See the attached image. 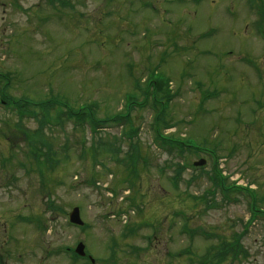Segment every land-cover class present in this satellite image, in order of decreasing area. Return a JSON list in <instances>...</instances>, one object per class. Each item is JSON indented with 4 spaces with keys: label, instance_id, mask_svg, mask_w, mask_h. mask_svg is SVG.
Wrapping results in <instances>:
<instances>
[{
    "label": "rangeland",
    "instance_id": "obj_1",
    "mask_svg": "<svg viewBox=\"0 0 264 264\" xmlns=\"http://www.w3.org/2000/svg\"><path fill=\"white\" fill-rule=\"evenodd\" d=\"M2 1L0 73L10 74V97L30 104L56 97L76 110L97 103L103 118L124 114L129 95L146 102L148 80L169 81L176 95L164 121L173 127L161 131L217 156L160 150L150 104L97 133L66 119L40 128L33 115L19 122L1 108L0 264H75L66 249L79 242L100 264H114L112 240L119 264H201L207 256L211 264H264V215L252 208L253 200L264 210V50L246 27L245 1L71 0L41 17L38 0H29L30 18L13 16L10 0ZM133 128L138 175L129 172ZM44 145L57 152L54 162L44 160ZM200 158L207 164L194 171ZM179 163L186 170L174 187ZM214 165L228 185L251 193L213 195ZM74 207L84 229L69 222ZM130 228L137 233L127 235ZM221 241L224 250L212 247Z\"/></svg>",
    "mask_w": 264,
    "mask_h": 264
},
{
    "label": "flooded vegetation",
    "instance_id": "obj_2",
    "mask_svg": "<svg viewBox=\"0 0 264 264\" xmlns=\"http://www.w3.org/2000/svg\"><path fill=\"white\" fill-rule=\"evenodd\" d=\"M4 1H6V0H4ZM47 1L48 0H38V3H36V7L38 10L37 12H39V16H41L42 13L44 11H46L45 9L47 8ZM10 2H11L10 14L12 13L13 16H15L19 12L22 15V17L30 18L29 10L24 7L25 4H27L29 2V0H10ZM6 6L7 5L5 4V2H3V1L0 2V9H5ZM2 12H4V11H2ZM3 14L6 16L5 13H3Z\"/></svg>",
    "mask_w": 264,
    "mask_h": 264
},
{
    "label": "water",
    "instance_id": "obj_3",
    "mask_svg": "<svg viewBox=\"0 0 264 264\" xmlns=\"http://www.w3.org/2000/svg\"><path fill=\"white\" fill-rule=\"evenodd\" d=\"M71 221L74 222V223H77V224H82L80 218H79V210L78 209H75L74 212L71 214ZM83 250H84V247L82 245H80L77 249V251L80 253V254H84L83 253Z\"/></svg>",
    "mask_w": 264,
    "mask_h": 264
},
{
    "label": "trees",
    "instance_id": "obj_4",
    "mask_svg": "<svg viewBox=\"0 0 264 264\" xmlns=\"http://www.w3.org/2000/svg\"><path fill=\"white\" fill-rule=\"evenodd\" d=\"M24 103L27 104L28 102L24 101ZM19 104H20V102H19ZM55 104H57V103L54 102V101H52V102H48V105H49V106H50V105H55ZM20 106H21V108H24V106H23L22 104H20ZM83 111L89 113L90 115H91V113H92V109H91V108H87V109H85V110H83ZM83 111H81L79 115H81V114L83 113ZM91 117H92V115H91ZM92 120H93L94 122H97V120H96L95 118H93V117H92ZM23 121H24V116H20V117H19V122H23Z\"/></svg>",
    "mask_w": 264,
    "mask_h": 264
}]
</instances>
